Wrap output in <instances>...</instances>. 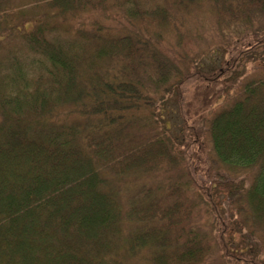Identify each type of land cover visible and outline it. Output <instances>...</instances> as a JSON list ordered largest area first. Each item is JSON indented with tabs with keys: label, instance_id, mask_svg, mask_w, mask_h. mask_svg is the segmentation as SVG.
I'll use <instances>...</instances> for the list:
<instances>
[{
	"label": "trees",
	"instance_id": "trees-1",
	"mask_svg": "<svg viewBox=\"0 0 264 264\" xmlns=\"http://www.w3.org/2000/svg\"><path fill=\"white\" fill-rule=\"evenodd\" d=\"M203 11L218 37L248 30L215 67L187 21ZM257 14L264 0H0V264H264V77L209 116L264 61Z\"/></svg>",
	"mask_w": 264,
	"mask_h": 264
},
{
	"label": "rangeland",
	"instance_id": "rangeland-1",
	"mask_svg": "<svg viewBox=\"0 0 264 264\" xmlns=\"http://www.w3.org/2000/svg\"><path fill=\"white\" fill-rule=\"evenodd\" d=\"M256 18L258 26H264V14H257ZM204 20L206 21V25H204ZM187 21L192 24L193 28L197 32V36H199L198 45L202 52L200 55V62L208 67L212 64L214 67L219 65L223 59L228 57V48L231 46L232 42H234L240 34L242 35L248 32L246 26L244 24H241L237 28H234L231 32H227L225 36L218 37V34L212 28L210 16L207 12L204 11L195 14L194 19H188ZM32 26L33 24L29 23L27 27L28 29H31ZM254 76L264 77V61L262 56H260L257 60L249 62L246 65L244 70L241 71L240 75L236 78L232 90L230 89L229 91H224V94L214 105L209 116H211L213 112L221 109L222 107L229 105L236 96L242 93L244 84ZM207 126V122L206 120H204L203 127L206 128ZM205 140L208 147V153L211 156L212 161L215 163L216 159L214 158V151L211 140L209 137H207ZM216 165L220 166L218 163H216ZM227 172L229 173L230 177L245 176L248 185L252 183L255 175V172L252 170H248L243 173H236L228 170ZM130 179L135 180L134 177L129 178L125 182V186H132ZM239 240H242L245 243H249V241H246L244 238H242L241 235L239 236Z\"/></svg>",
	"mask_w": 264,
	"mask_h": 264
}]
</instances>
